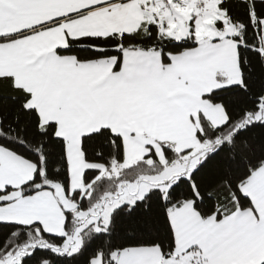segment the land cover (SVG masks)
Here are the masks:
<instances>
[{
    "label": "snow or ice",
    "instance_id": "1",
    "mask_svg": "<svg viewBox=\"0 0 264 264\" xmlns=\"http://www.w3.org/2000/svg\"><path fill=\"white\" fill-rule=\"evenodd\" d=\"M0 264H264V0H0Z\"/></svg>",
    "mask_w": 264,
    "mask_h": 264
}]
</instances>
